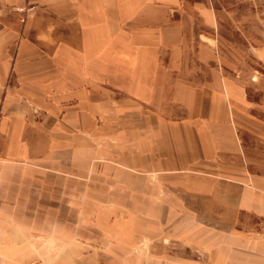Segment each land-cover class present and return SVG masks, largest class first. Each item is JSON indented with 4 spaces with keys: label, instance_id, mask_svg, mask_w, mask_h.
Masks as SVG:
<instances>
[{
    "label": "crops",
    "instance_id": "1",
    "mask_svg": "<svg viewBox=\"0 0 264 264\" xmlns=\"http://www.w3.org/2000/svg\"><path fill=\"white\" fill-rule=\"evenodd\" d=\"M233 1L264 8L0 0V264H264V28L248 82Z\"/></svg>",
    "mask_w": 264,
    "mask_h": 264
},
{
    "label": "rangeland",
    "instance_id": "2",
    "mask_svg": "<svg viewBox=\"0 0 264 264\" xmlns=\"http://www.w3.org/2000/svg\"><path fill=\"white\" fill-rule=\"evenodd\" d=\"M218 14L220 25L216 36L228 71L236 75L240 73L248 82H253V77L257 80L263 69L253 49L258 45L259 29L264 28V8L250 2L233 1L225 5L218 4ZM202 27L196 24L195 30H201ZM200 80H204L203 74ZM249 90L252 95H257L253 87ZM191 253L190 249L186 250V254Z\"/></svg>",
    "mask_w": 264,
    "mask_h": 264
}]
</instances>
